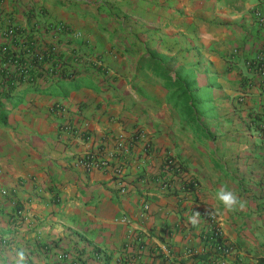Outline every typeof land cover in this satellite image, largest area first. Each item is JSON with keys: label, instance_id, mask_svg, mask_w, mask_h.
<instances>
[{"label": "crops", "instance_id": "0c3cea01", "mask_svg": "<svg viewBox=\"0 0 264 264\" xmlns=\"http://www.w3.org/2000/svg\"><path fill=\"white\" fill-rule=\"evenodd\" d=\"M255 7L264 0H0V44L11 25L44 45L54 24L80 32L72 48L53 37L64 77L33 71L0 89V264L21 249L25 264H216L211 211L226 264H264ZM221 185L242 209L215 199Z\"/></svg>", "mask_w": 264, "mask_h": 264}, {"label": "built area", "instance_id": "2783aa9c", "mask_svg": "<svg viewBox=\"0 0 264 264\" xmlns=\"http://www.w3.org/2000/svg\"><path fill=\"white\" fill-rule=\"evenodd\" d=\"M251 16L258 25L264 27V11L255 7L251 11ZM51 29L50 38L44 45V40H37L36 37L32 40L31 35L26 30L18 31L12 25L5 28L4 32L7 39L10 40L14 37L16 40L10 49H6L3 44H0V89L4 84L27 81L32 76L33 71L34 73L44 74L53 78L64 77L69 72L70 63H67L64 56L60 57L57 54L58 44H55L53 41L55 37H58L62 41L61 46L65 45V47L72 48L73 43L70 39L79 37L80 32L75 30L70 31L62 24H54L51 26ZM51 39L53 40L50 41ZM246 64L250 69L255 70L256 73L264 75V45L258 54L247 59ZM77 162L85 168L97 167L100 163L91 157V155H84ZM119 170L120 168L115 170L117 184L121 182ZM184 177L186 186L196 185V179L193 176L184 173ZM167 184L165 181L161 185L165 188ZM120 191H122V188H120ZM208 217L210 227L207 232L205 246L216 254L213 258L216 259V264H226L222 257L229 252V247L223 241L222 230L215 217L212 215ZM184 254H191V250L185 249ZM64 256L65 258L69 257L68 254H62V257ZM202 264L208 263L203 262Z\"/></svg>", "mask_w": 264, "mask_h": 264}, {"label": "clouds", "instance_id": "9594fccd", "mask_svg": "<svg viewBox=\"0 0 264 264\" xmlns=\"http://www.w3.org/2000/svg\"><path fill=\"white\" fill-rule=\"evenodd\" d=\"M215 199L223 205L226 211H234L244 207V202L241 200L238 193L234 189L224 185H221L216 191ZM200 215V212L195 211L193 215L188 217L187 222L193 226H197L199 224ZM208 215L215 216L216 213L215 211H211ZM14 264H25V252L22 249L17 251Z\"/></svg>", "mask_w": 264, "mask_h": 264}, {"label": "trees", "instance_id": "16d2710c", "mask_svg": "<svg viewBox=\"0 0 264 264\" xmlns=\"http://www.w3.org/2000/svg\"><path fill=\"white\" fill-rule=\"evenodd\" d=\"M15 40H16V39H15L14 37H12V38L8 41V43H2V44H3V46L6 47V49H10L11 45L15 44Z\"/></svg>", "mask_w": 264, "mask_h": 264}]
</instances>
